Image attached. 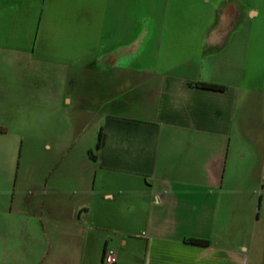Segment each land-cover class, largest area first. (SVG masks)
<instances>
[{
    "label": "crops",
    "instance_id": "crops-1",
    "mask_svg": "<svg viewBox=\"0 0 264 264\" xmlns=\"http://www.w3.org/2000/svg\"><path fill=\"white\" fill-rule=\"evenodd\" d=\"M88 1L82 61L7 45L0 18V264H264V0ZM27 63L47 110L100 116L82 170L49 128L22 154L1 68Z\"/></svg>",
    "mask_w": 264,
    "mask_h": 264
},
{
    "label": "rangeland",
    "instance_id": "rangeland-1",
    "mask_svg": "<svg viewBox=\"0 0 264 264\" xmlns=\"http://www.w3.org/2000/svg\"><path fill=\"white\" fill-rule=\"evenodd\" d=\"M36 1L37 0H27L26 2V0H24L22 5L16 4L13 10H11L9 6L7 9L5 8L3 10L5 13L7 11L6 15L2 13V17H0L1 24L6 30V44L11 45L16 39V42L21 43L24 47L30 42L32 38L31 33H35L32 38L35 44V58L41 59V57H47L57 62L82 61L85 58V52L82 48L81 50L78 49H80L81 46H85V42L87 41L83 37L84 35L78 36L74 31L79 30L81 27H79L78 24L79 15L83 14V7L86 5V2H90L88 0H43L36 14ZM18 54L19 52L15 54L14 52L8 51L6 54L7 61H11L10 59L15 58V55L18 56ZM30 58H32L30 53L26 54L23 52V61H28ZM54 66V75L58 76L59 73L62 74L63 71L58 72V67L60 66ZM1 70V74L13 80L5 83V89L10 91V88L8 89L10 85L16 86V88L13 87V89L17 90L16 95L18 102L21 101V107H18L19 109L16 115L17 117L20 115L17 121V127L21 130L20 132L25 139L22 154L24 156L29 155L30 150L29 152L27 151L28 143L26 142L41 139L38 135L45 134L49 128V133L51 135L59 134L65 140L68 137L70 138L72 142L71 169L82 170L83 164H85L86 161V156L89 155L88 149H92L94 152L97 151L96 141L100 116L82 114L83 111L79 105L74 103L70 111L67 114L65 113L60 119L52 110H47L48 97L47 90L45 89H47L48 84L45 81L41 83L38 81L34 82V79L37 78L36 72L31 68L29 63L24 64L22 70L15 69V66L11 69L5 66L3 69L1 68ZM46 73V71L39 72L41 76H45ZM65 74L69 73L65 72ZM70 74L78 79L81 77L82 71L72 66ZM41 76H39L41 79H45ZM15 82L17 84H15ZM20 83H22L21 87ZM77 83L78 82L74 83L77 89L83 87L82 82L80 86ZM51 84L52 83H50V85ZM56 85H58V83H56ZM56 85L53 84L55 91L60 88ZM61 85L64 86L62 83ZM60 122H63L61 128H52L53 124L57 126ZM40 141H38V143ZM34 149L41 157H46L50 154L41 146H36Z\"/></svg>",
    "mask_w": 264,
    "mask_h": 264
},
{
    "label": "built area",
    "instance_id": "built-area-1",
    "mask_svg": "<svg viewBox=\"0 0 264 264\" xmlns=\"http://www.w3.org/2000/svg\"><path fill=\"white\" fill-rule=\"evenodd\" d=\"M117 261V254L113 248H107L104 253L103 264H114Z\"/></svg>",
    "mask_w": 264,
    "mask_h": 264
},
{
    "label": "trees",
    "instance_id": "trees-1",
    "mask_svg": "<svg viewBox=\"0 0 264 264\" xmlns=\"http://www.w3.org/2000/svg\"><path fill=\"white\" fill-rule=\"evenodd\" d=\"M209 86H211V87H216V85H213V84H211V85H209ZM96 147H99V141L97 142ZM90 155H91V154H90ZM91 156H92V155H91ZM194 241H198V239H197V240H194ZM199 241H201V240H199Z\"/></svg>",
    "mask_w": 264,
    "mask_h": 264
}]
</instances>
